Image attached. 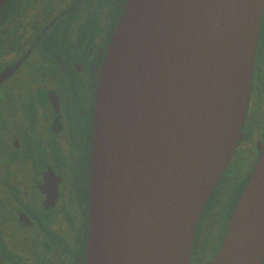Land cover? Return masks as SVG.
<instances>
[{
  "label": "water",
  "instance_id": "1",
  "mask_svg": "<svg viewBox=\"0 0 264 264\" xmlns=\"http://www.w3.org/2000/svg\"><path fill=\"white\" fill-rule=\"evenodd\" d=\"M5 0H0V7ZM264 0H125L98 71L82 264H188L241 139ZM264 259V149L210 264Z\"/></svg>",
  "mask_w": 264,
  "mask_h": 264
},
{
  "label": "flooded vegetation",
  "instance_id": "2",
  "mask_svg": "<svg viewBox=\"0 0 264 264\" xmlns=\"http://www.w3.org/2000/svg\"><path fill=\"white\" fill-rule=\"evenodd\" d=\"M124 2L5 0L0 7V264L83 263L98 71ZM66 14L82 27L45 45L52 26ZM30 63L41 76L26 75ZM262 100L264 7L242 137L234 148L250 146L248 168L235 182L229 216L264 149V131L257 129L264 126ZM225 170L212 190L233 183ZM192 246L193 241L190 255Z\"/></svg>",
  "mask_w": 264,
  "mask_h": 264
},
{
  "label": "rangeland",
  "instance_id": "3",
  "mask_svg": "<svg viewBox=\"0 0 264 264\" xmlns=\"http://www.w3.org/2000/svg\"><path fill=\"white\" fill-rule=\"evenodd\" d=\"M81 22V20H72V16L66 14L52 26L48 33L49 35L44 38L45 45L47 42L55 44V41L61 40L72 30L82 27ZM27 69L28 71H25L26 75H40L39 70L37 71L31 63L27 65ZM262 105L264 108V100H262ZM263 128L264 126L257 127L260 133L264 131ZM249 150L250 146L246 143H240L238 145L232 153L228 168L224 172V177L234 176L231 179L233 183L228 186L216 188L209 194L197 221V229L192 246L193 250L190 255V264H210L220 239L224 234L229 212L238 192V189L235 187V182L240 179L248 168ZM26 243L23 241L22 245L25 246L24 244Z\"/></svg>",
  "mask_w": 264,
  "mask_h": 264
}]
</instances>
